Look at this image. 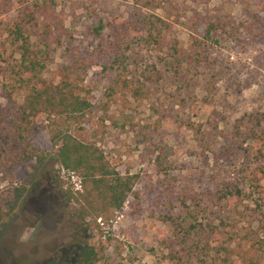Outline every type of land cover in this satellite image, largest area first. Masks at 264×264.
I'll use <instances>...</instances> for the list:
<instances>
[{"label": "rangeland", "instance_id": "obj_1", "mask_svg": "<svg viewBox=\"0 0 264 264\" xmlns=\"http://www.w3.org/2000/svg\"><path fill=\"white\" fill-rule=\"evenodd\" d=\"M32 11L39 76L90 89L71 133L136 180L121 211L80 220L37 120L29 141L50 158L34 178L12 170L26 194L0 227V264H73L84 245L97 264H264V0H0L8 122L25 90L7 31Z\"/></svg>", "mask_w": 264, "mask_h": 264}, {"label": "trees", "instance_id": "obj_2", "mask_svg": "<svg viewBox=\"0 0 264 264\" xmlns=\"http://www.w3.org/2000/svg\"><path fill=\"white\" fill-rule=\"evenodd\" d=\"M35 12L25 13L7 31L10 44L19 54V62L12 72L25 93L12 121L8 122L0 110V183L7 184L0 189V227L17 211L26 194L24 185L13 182L12 170L32 164L30 175L34 178L50 158V153L37 149L29 141L35 122L41 118L47 122L57 169L74 173L81 182L79 191L71 187L63 191L64 201L76 207L77 217L82 221L93 219L95 223L98 219H109L122 210L132 195L136 177L120 175L95 143H83L71 133L82 130L81 120L91 109L90 89L85 84L74 85L69 81L53 84L39 76L43 65L24 32V26L35 20ZM97 261L95 248L84 245L73 264H97Z\"/></svg>", "mask_w": 264, "mask_h": 264}, {"label": "built area", "instance_id": "obj_3", "mask_svg": "<svg viewBox=\"0 0 264 264\" xmlns=\"http://www.w3.org/2000/svg\"><path fill=\"white\" fill-rule=\"evenodd\" d=\"M61 173L66 176L67 180L70 181L71 185H73L74 191H79L81 189V182L77 175L72 172L65 171L60 169Z\"/></svg>", "mask_w": 264, "mask_h": 264}, {"label": "flooded vegetation", "instance_id": "obj_4", "mask_svg": "<svg viewBox=\"0 0 264 264\" xmlns=\"http://www.w3.org/2000/svg\"><path fill=\"white\" fill-rule=\"evenodd\" d=\"M74 262V261H73Z\"/></svg>", "mask_w": 264, "mask_h": 264}]
</instances>
